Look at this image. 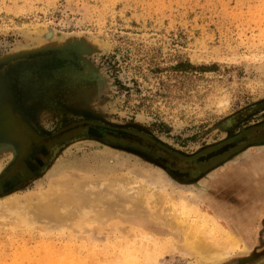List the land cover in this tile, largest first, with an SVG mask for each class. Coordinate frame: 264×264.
Instances as JSON below:
<instances>
[{"label":"rangeland","instance_id":"1","mask_svg":"<svg viewBox=\"0 0 264 264\" xmlns=\"http://www.w3.org/2000/svg\"><path fill=\"white\" fill-rule=\"evenodd\" d=\"M4 95L0 130L18 155L0 151V206L66 199L71 176L81 187L133 170L170 181L139 184L155 194L143 217L98 222L73 207V223L47 230L0 212V264H203L177 247L203 231L226 245L233 226L247 249L219 264H264L243 262L264 252V221L246 231L236 210L237 172L264 167V0H0ZM82 120L105 139L57 133ZM49 134L52 156L32 170Z\"/></svg>","mask_w":264,"mask_h":264},{"label":"bare ground","instance_id":"2","mask_svg":"<svg viewBox=\"0 0 264 264\" xmlns=\"http://www.w3.org/2000/svg\"><path fill=\"white\" fill-rule=\"evenodd\" d=\"M52 36V32L45 34L46 39L49 40ZM58 56L61 57L62 54H58ZM0 137H6L1 130ZM29 161L30 165L34 167V163ZM2 170L3 165L0 163V175ZM132 172L134 173L132 179L127 181H122L117 177L105 178L102 184L86 187H81L80 179L71 176L69 179H75V184L71 185L72 189L69 188L70 197L65 196L66 199H60L57 195L59 198L55 199L53 194H42L40 199L31 198L26 201L21 199L19 202L12 199L8 206L5 204L0 206V212L8 216L13 215L11 218L15 220L28 221L32 224L42 223L47 230L61 229L62 226L73 223L76 215L73 216L74 213L69 211L73 207L78 208L79 213L91 215L92 219L98 222L118 218V216L143 217L147 209L150 208V203L155 194L147 193L139 184L146 182L149 187H154L163 192L166 190L170 179L162 172L148 173L142 170H133ZM177 173L179 175L185 174L178 171ZM53 186L57 188V182H53ZM72 199L73 201L70 202ZM238 229L239 227H232L235 234L230 233L231 239L226 245L222 244L226 242H219L214 239L213 233L203 231L206 234L194 238L188 237L177 248L196 256L203 264H219L237 251H246L248 243L246 240H241L244 237L240 236ZM260 256L261 253L254 252V254L244 258L243 262L258 260Z\"/></svg>","mask_w":264,"mask_h":264},{"label":"crops","instance_id":"3","mask_svg":"<svg viewBox=\"0 0 264 264\" xmlns=\"http://www.w3.org/2000/svg\"><path fill=\"white\" fill-rule=\"evenodd\" d=\"M10 97H12V95H4L3 99L0 101V114H2L4 109L8 110L13 108L11 104L13 101L11 102V99H9ZM16 103L19 105V100ZM29 103L28 101L25 103L21 101L22 109L27 111L29 109L34 111L36 109H41L32 107ZM0 139L8 141L1 145L3 147L0 146L1 149H12L13 152L18 155L17 143L14 140L2 137H0ZM13 144L16 147H14ZM258 152L261 153L263 151ZM236 176V182L240 188L239 191H241L240 198L237 200L238 206L236 208L237 214H240V224L246 231L257 230L255 225L264 221V167L261 162H256L251 167H248V165L245 167L244 165L241 170L237 172Z\"/></svg>","mask_w":264,"mask_h":264},{"label":"flooded vegetation","instance_id":"4","mask_svg":"<svg viewBox=\"0 0 264 264\" xmlns=\"http://www.w3.org/2000/svg\"><path fill=\"white\" fill-rule=\"evenodd\" d=\"M88 121L87 120H82V121H78L74 124H70L69 126H67L65 129H61L59 130L57 133H61L62 134V138L66 137L65 139H63L64 141L66 139H77L78 137H82L80 135H84L85 133H90V134H96L98 137H101L102 139H105V137L102 135L103 133V129L100 128L98 125H88L87 124ZM31 126L33 127V125L31 124ZM61 128V127H60ZM37 132H39V129H37ZM41 134V133H40ZM67 135H71L70 137H68ZM49 138L51 139V144L49 146H46V149L42 150L41 152L43 153H39V156H31L28 157V159H30L33 163H34V170H38L41 167V164H44L45 161H47L48 159L51 158V148L57 143V140L54 138L55 134L53 135H48ZM74 137V138H73ZM78 138V139H79ZM130 139H132L131 137H129ZM143 143V141H142ZM230 146H225L223 148V150L228 149ZM141 153L148 155L151 159H153V153H151L150 150L148 151H142ZM157 160L162 164L165 165L164 161L162 159H158ZM11 182V181H10ZM5 182L3 185V188L5 186H12L13 182Z\"/></svg>","mask_w":264,"mask_h":264},{"label":"water","instance_id":"5","mask_svg":"<svg viewBox=\"0 0 264 264\" xmlns=\"http://www.w3.org/2000/svg\"><path fill=\"white\" fill-rule=\"evenodd\" d=\"M8 141H6V140H1L0 139V146L1 145H3V144H5V143H7ZM13 146L14 147H16L14 144H13ZM1 147H3V146H1ZM1 147H0V151H2V149H1ZM15 150H16V148H15ZM30 159H26V161H27V164L29 165V167L32 169V170H34V167L33 166H31L30 165V161H29ZM29 161V162H28ZM177 175H179L177 172H175ZM181 176H183V177H186L187 176V174H181ZM1 178V177H0ZM261 254H264V253H261Z\"/></svg>","mask_w":264,"mask_h":264}]
</instances>
